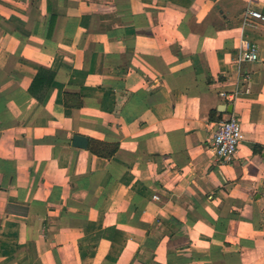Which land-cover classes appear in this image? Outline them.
<instances>
[{"label": "crops", "instance_id": "crops-1", "mask_svg": "<svg viewBox=\"0 0 264 264\" xmlns=\"http://www.w3.org/2000/svg\"><path fill=\"white\" fill-rule=\"evenodd\" d=\"M249 9L264 0H0V264H264ZM231 115L223 165L212 140Z\"/></svg>", "mask_w": 264, "mask_h": 264}, {"label": "built area", "instance_id": "built-area-1", "mask_svg": "<svg viewBox=\"0 0 264 264\" xmlns=\"http://www.w3.org/2000/svg\"><path fill=\"white\" fill-rule=\"evenodd\" d=\"M254 21L264 23V13L256 9H249L245 15V26H254ZM260 57V46L256 43L244 42L240 62H257ZM223 97H227L222 93ZM241 144V120L231 115L221 121L214 133L212 148L216 160L223 165L233 164L236 160ZM159 200L158 196L154 197Z\"/></svg>", "mask_w": 264, "mask_h": 264}, {"label": "trees", "instance_id": "trees-1", "mask_svg": "<svg viewBox=\"0 0 264 264\" xmlns=\"http://www.w3.org/2000/svg\"><path fill=\"white\" fill-rule=\"evenodd\" d=\"M212 119H215L213 115L211 116ZM221 118H217V121H220ZM90 151H92L94 154L104 157V158H112L118 151V145H112L106 142H100L91 140L89 145ZM262 150L261 147H258L256 151Z\"/></svg>", "mask_w": 264, "mask_h": 264}, {"label": "water", "instance_id": "water-1", "mask_svg": "<svg viewBox=\"0 0 264 264\" xmlns=\"http://www.w3.org/2000/svg\"><path fill=\"white\" fill-rule=\"evenodd\" d=\"M223 107H225V109H223L222 112L232 113V108H228L229 106H225V105ZM73 146L77 147V148H83V149L88 148L89 140H88V138H86L84 136L76 135L73 138ZM263 156H264V154H263Z\"/></svg>", "mask_w": 264, "mask_h": 264}]
</instances>
